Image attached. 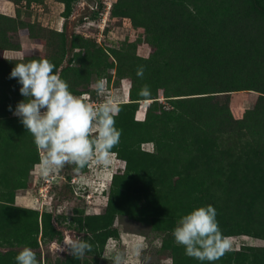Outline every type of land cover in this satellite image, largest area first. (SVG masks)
Returning <instances> with one entry per match:
<instances>
[{"label":"trees","instance_id":"1","mask_svg":"<svg viewBox=\"0 0 264 264\" xmlns=\"http://www.w3.org/2000/svg\"><path fill=\"white\" fill-rule=\"evenodd\" d=\"M29 1L19 5L30 10L35 3ZM72 1L58 2L64 5L65 17ZM111 13L128 18L136 28H143L148 42L159 52L149 59L128 60L134 88L129 91V102L119 104L116 127L122 129V135L112 152L119 156L123 150L130 157L119 156L126 163L120 176L123 183L119 186L118 176L112 175L106 211L85 218L83 225L79 223L80 229H87L93 237L84 240L92 246L87 252L102 249L109 237L116 236L111 227L122 211L130 219L148 225L149 235L173 237L172 230L181 216L207 206L212 198L222 199L219 193L226 198L227 193L235 192L229 203L222 207L215 205L224 235L247 233L264 239V0H116ZM63 26L60 31L55 30L59 37L55 45L60 43L59 56L49 59L61 77L72 63L68 59L67 66L62 67L63 55L76 47L73 38L66 46ZM17 32V17L0 14V51H21ZM28 32L31 38L38 39L32 28ZM21 62L24 61L0 58V168L4 162L14 160L19 169L13 180L3 178L0 173V216L15 212L19 218H27L29 227L32 224L36 227L38 212L13 206L15 192L26 188L28 173L39 161L36 146L33 142L29 161L25 150H14L7 131L17 120L3 114L9 106L25 99L18 80L9 78L15 64ZM141 65L145 68L143 78L137 76ZM79 70L76 68L74 72L77 74ZM88 82L85 78L79 84ZM145 84L150 88L148 97L139 95ZM136 86H140L137 92ZM158 90H162L170 109L150 104L144 120L136 117L134 120L137 102L156 99ZM236 91L259 93L251 109L252 118L231 116L229 93ZM72 92L80 95L76 90ZM251 110H246L243 116L251 114ZM158 111L162 112L161 117L157 116ZM28 136L31 140L32 135ZM144 142H152L156 151L143 149L140 153L135 149ZM192 147L201 155L188 160ZM164 154L166 159L161 157ZM192 165L198 169L189 168ZM174 177L177 180L172 184ZM9 184L13 188L8 189ZM212 187L219 192L213 194ZM50 220L51 214L42 215L41 240L56 235ZM2 238L4 244L10 243L5 236ZM10 245L34 249L38 242L26 244L16 239ZM171 250L172 264H201L186 255L180 256L177 246ZM247 250L252 249L243 246L231 250L215 264H245L249 256L243 253ZM259 251V261H263L264 247ZM15 257L16 253L11 251L3 253L0 264H13ZM77 262L75 258L65 264Z\"/></svg>","mask_w":264,"mask_h":264},{"label":"rangeland","instance_id":"2","mask_svg":"<svg viewBox=\"0 0 264 264\" xmlns=\"http://www.w3.org/2000/svg\"><path fill=\"white\" fill-rule=\"evenodd\" d=\"M23 1L27 2V0H20V3L16 5L9 0H0V14L12 18L17 17V37L21 46H24V50L29 51L25 54H15L14 51H0V58L21 59L26 63L33 59L47 58L49 60L56 57L55 55L59 56L57 47H59L60 43L55 45V42H59V37L56 35L57 32L55 30H59L62 28L61 25L64 24L62 32L66 46H69L72 38L76 41V47L64 53L62 58V67L67 66L68 59H72L70 70L62 74V78L68 82L71 91L80 92L79 96L83 99L85 94L89 93L90 100L96 105L100 102V98L96 96L91 86L98 79L103 78L107 82L108 93L116 98L118 105L126 101L129 102V91L134 86L130 78L128 60L149 59L152 56H156L159 52L156 46L148 42L147 33L143 28H136L128 18H120L111 13L109 18L111 23H108L107 38L102 42V46H99L91 36L75 34V25L80 18L92 16L91 12L79 5L78 0L70 3V11L67 17H65L64 5L58 3L62 2V0H30L29 3L40 5L30 10L24 9L23 6L19 5ZM115 9L116 7H113V11ZM28 28H32L33 34L38 39L29 36ZM29 40L34 42H29ZM164 53H161L162 56ZM157 59L160 60L161 55ZM76 68H80L77 74L74 72ZM85 78L89 82L86 85H80V81ZM139 87H135V92H137ZM258 96L259 93L253 91L229 93L228 106L231 116L234 119H246L243 116L244 112L252 109ZM196 97H199V95ZM153 101L156 103H152ZM137 103L134 120L137 119L139 121L144 120L146 109L149 110L150 104L152 107L157 105V108L161 106L162 110L170 109V105L166 103L162 90H158L156 99L148 100V102L138 101ZM236 106L243 109V111L241 110L242 112L237 114L234 109L237 108ZM15 107L16 105L11 106L13 111ZM13 111H9V108H7L3 112L6 117L17 120L8 126L9 141L12 142L14 150L15 148L25 150L27 153L26 161H29L31 159V151H34L33 137L31 136L30 140L29 132L22 125L20 119L13 115ZM156 113L158 117L162 116V112L158 111ZM142 144L135 147L140 153L143 152L141 151L143 149L150 152L156 151L152 142H144ZM221 145L223 146L224 144ZM190 149L192 153L188 155V160H191L194 156L201 155V153L194 152V147ZM37 155L40 159L38 152ZM119 156L128 158L130 153L127 154V152L120 150ZM119 156L113 152L107 166L97 164L93 159L79 172L74 171V166H65L49 173L54 180L59 179L57 176L64 173L65 181L60 180L55 193L50 191L47 196L44 195L45 190L49 191V185L52 180L43 183L41 180L42 176L39 177L42 175L41 171H39V161L33 165L28 173L26 188L15 192L13 206L38 212V225L35 227L32 224L29 227L27 218H19L15 212L11 216H0V255L9 251L17 255L22 247L16 248L10 245L16 239H21L26 244H34V241L37 240L38 245L33 250L36 252L40 264H65L69 259L75 260L65 242L69 238H79L81 240L93 238L87 229H80L79 223L83 225L85 218L100 215L106 211L107 195L110 190L112 175L116 174L118 176L117 184L119 186L123 183L120 176L126 163ZM140 157L143 158V156ZM161 157L166 159L167 155L164 154ZM147 158L146 156L145 159ZM11 161L4 162V165L0 168V173H2L3 178L6 177L13 180L18 176L19 169L15 164L16 162L14 160ZM19 162L21 163V161ZM186 166L188 167V163ZM189 168L192 169L195 166L192 165ZM195 169H198V167ZM33 172L37 176V182L42 183L41 188L48 185L40 192L37 189V185L35 186L36 181ZM38 172L40 173L39 175ZM77 177L83 178L77 179ZM71 179L74 180V183L71 182ZM81 179L82 181H80ZM176 180L177 178L174 177L171 180L172 184ZM11 188H13V185L9 184L8 189ZM215 189L217 188H211V191L214 192L213 194L219 192V189ZM40 193L43 196H40ZM17 196L21 197L19 205L15 204ZM52 196L53 199H51ZM220 196L222 199L212 198L213 201H208V205L222 207L226 202L229 203L230 200L235 198V192L233 194L227 193L226 198L219 193L218 197ZM124 212L122 211L115 217L111 227L116 236L109 237L102 249L98 247L93 253L86 252L82 257L77 258L78 262L75 264H111V256L117 250L126 254L128 264H145V257L149 258L147 264H172L171 248L173 246L179 248L180 256L185 255L184 248L175 243L174 237L149 235L150 227L148 225L130 219ZM44 213L51 214L50 224L56 232L52 239L48 236L46 239L41 240L42 215ZM2 236H5L10 243L5 241L6 243L4 244L1 240L3 239ZM230 238L232 250H238L243 246L251 247L252 250H247L243 253L249 256L248 262L245 261V264H261L264 262V260L259 261V248L264 247V239H257L247 233L231 236ZM136 246H139V255H136ZM98 252H100L99 255ZM105 256L108 257V260L104 258ZM254 256H257L258 259H254ZM13 264H16V261Z\"/></svg>","mask_w":264,"mask_h":264},{"label":"clouds","instance_id":"3","mask_svg":"<svg viewBox=\"0 0 264 264\" xmlns=\"http://www.w3.org/2000/svg\"><path fill=\"white\" fill-rule=\"evenodd\" d=\"M56 65L47 58L16 63L10 73L21 85L19 91L25 98L13 111L22 125L32 135L39 153V168L43 176L65 166H74V171L84 169L93 159L107 166L112 150L118 146L122 129L116 127L120 107L115 97L107 91L105 79H98L91 87L100 102L86 103L74 94L68 82L55 71ZM145 68L138 66L137 76L143 78ZM150 96L145 84L139 92ZM175 243L182 246L185 255L201 264H215L232 250L231 238L224 235L217 210L212 205L194 208L183 215L172 230ZM66 245L75 258L91 250V244L79 238H69ZM139 255V246H136ZM108 260V257L105 256ZM148 257H145L147 264ZM16 264H40L36 252L23 247L15 257ZM111 264H128L126 254L114 251Z\"/></svg>","mask_w":264,"mask_h":264},{"label":"built area","instance_id":"4","mask_svg":"<svg viewBox=\"0 0 264 264\" xmlns=\"http://www.w3.org/2000/svg\"><path fill=\"white\" fill-rule=\"evenodd\" d=\"M78 1L80 6L86 8L93 15L83 16L80 18L79 22L75 25V29H74L75 34L84 35V36L89 35L92 37V39L95 40V42L98 45L102 46L101 45L102 42L107 38L108 23H111L109 20V18L111 17V8L116 0H78ZM39 6L40 5L37 4H31L30 9L37 8ZM62 26L63 24L61 25V27ZM61 29L62 28H60L58 31H60ZM84 99L86 103H91L94 105V102L90 100L89 93L85 94ZM33 173H34L33 175L35 176V172ZM40 173L38 172V175ZM64 176L65 174L63 173L62 175L57 176L59 179L54 180L53 176L49 174L47 176L40 175L39 177H41L43 183H46V181L48 180H52V183L49 185L50 186L49 191L45 190L44 195L47 196L50 191L55 193L59 181L60 180L65 181ZM34 178L36 181L35 186L37 185V189L39 190V192L42 191L46 186H48L45 185L44 188H41L40 186L42 185V183L37 182V176H35ZM80 178L83 177H77V179ZM71 180H72L71 182L74 183V180L73 179ZM80 181H82V179ZM40 196L43 195L40 193ZM51 199H53V196L51 197Z\"/></svg>","mask_w":264,"mask_h":264},{"label":"crops","instance_id":"5","mask_svg":"<svg viewBox=\"0 0 264 264\" xmlns=\"http://www.w3.org/2000/svg\"><path fill=\"white\" fill-rule=\"evenodd\" d=\"M29 42H34V41H32V40H29ZM28 42V43H29ZM31 44V43H30ZM33 44V43H32ZM29 50H24V46H21V51L20 52H14L15 54H25V53H27ZM31 53V52H30ZM29 53V54H30ZM29 54H26V55H29ZM123 93V92H122ZM124 95V94H123ZM127 102V101H126ZM126 102H124V103H126ZM236 105H237V103H236ZM237 108H236V113L237 114H239V113H241L242 111H241V108H239L238 106H236ZM240 111V112H239ZM252 114H249L248 116H245V118L246 119H249V118H251L252 116H251ZM20 200H21V197L20 196H17L16 197V199H15V204L16 205H19L20 204Z\"/></svg>","mask_w":264,"mask_h":264}]
</instances>
